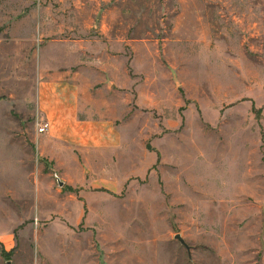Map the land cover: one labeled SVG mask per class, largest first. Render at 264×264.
<instances>
[{"label": "rangeland", "instance_id": "1", "mask_svg": "<svg viewBox=\"0 0 264 264\" xmlns=\"http://www.w3.org/2000/svg\"><path fill=\"white\" fill-rule=\"evenodd\" d=\"M51 81L105 103L121 147L52 171ZM8 263L264 264V0H0Z\"/></svg>", "mask_w": 264, "mask_h": 264}, {"label": "crops", "instance_id": "2", "mask_svg": "<svg viewBox=\"0 0 264 264\" xmlns=\"http://www.w3.org/2000/svg\"><path fill=\"white\" fill-rule=\"evenodd\" d=\"M81 93V86L75 82H41L37 86L36 109L49 128L37 134L34 145L38 157L54 172L68 165L76 173L74 163L63 161L74 149L91 156L115 152L123 143L115 119L101 111L105 103L90 101Z\"/></svg>", "mask_w": 264, "mask_h": 264}, {"label": "built area", "instance_id": "3", "mask_svg": "<svg viewBox=\"0 0 264 264\" xmlns=\"http://www.w3.org/2000/svg\"><path fill=\"white\" fill-rule=\"evenodd\" d=\"M49 128V123L47 121H42L37 128V134H44Z\"/></svg>", "mask_w": 264, "mask_h": 264}, {"label": "water", "instance_id": "4", "mask_svg": "<svg viewBox=\"0 0 264 264\" xmlns=\"http://www.w3.org/2000/svg\"><path fill=\"white\" fill-rule=\"evenodd\" d=\"M57 183H58L59 187H63V183H62V182H60L59 180H57ZM175 239H176L177 241H179V243H180L181 245H183L188 251L190 250V248L186 245V243L184 242V240L181 238L180 235H176V236H175ZM8 264H10V263H8Z\"/></svg>", "mask_w": 264, "mask_h": 264}]
</instances>
